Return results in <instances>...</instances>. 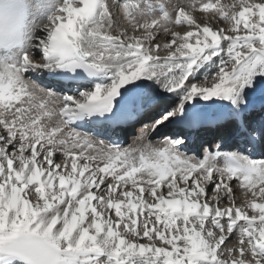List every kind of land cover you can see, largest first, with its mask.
Listing matches in <instances>:
<instances>
[{
  "label": "snow or ice",
  "instance_id": "6c2138e0",
  "mask_svg": "<svg viewBox=\"0 0 264 264\" xmlns=\"http://www.w3.org/2000/svg\"><path fill=\"white\" fill-rule=\"evenodd\" d=\"M257 147L264 0H0V264H264Z\"/></svg>",
  "mask_w": 264,
  "mask_h": 264
},
{
  "label": "bare ground",
  "instance_id": "6f19581e",
  "mask_svg": "<svg viewBox=\"0 0 264 264\" xmlns=\"http://www.w3.org/2000/svg\"><path fill=\"white\" fill-rule=\"evenodd\" d=\"M199 77H200V75H198ZM203 76V75H202ZM201 76V77H202ZM198 77V78H199ZM162 100H163V98H162ZM159 104H162V102L161 103H158L157 105H155L154 106V108L153 109H151L147 114H146V116L147 117H149V115H150V113H151V111H153L155 108H159V107H161V106H159ZM157 106H159V107H157ZM156 110V109H155ZM148 119V118H147ZM144 121H146V120H143V122ZM146 123V122H145ZM169 127V126H168ZM168 127H166V128H163V129H160V131H159V133L158 134H160V133H162V132H165L166 130H167V128ZM142 128L141 127H139V130H138V132L141 130ZM220 129H222L223 130V127H220ZM154 136H157V134L156 135H154ZM264 147H261V148H259V149H257V151L255 152V154H259V153H261V152H263L264 151V149H263Z\"/></svg>",
  "mask_w": 264,
  "mask_h": 264
},
{
  "label": "rangeland",
  "instance_id": "374dc122",
  "mask_svg": "<svg viewBox=\"0 0 264 264\" xmlns=\"http://www.w3.org/2000/svg\"><path fill=\"white\" fill-rule=\"evenodd\" d=\"M199 75H200V77L198 76V77H199V78L197 77L198 79H200L201 76L203 75V71H202ZM138 130H139V129H138ZM133 133H134L135 135L130 136L129 139L124 143V145H127V144L131 143L132 140L134 139V137L136 136V134H137L138 132L136 133V131H134ZM163 135H166V132H165V133L162 132V133H160V134H157V136H153L152 139L155 140L158 136H159V137H162ZM263 149H264V148H263ZM263 152H264V151H263Z\"/></svg>",
  "mask_w": 264,
  "mask_h": 264
}]
</instances>
